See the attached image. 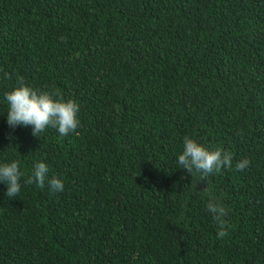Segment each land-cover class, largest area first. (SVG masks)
Segmentation results:
<instances>
[{
    "label": "trees",
    "instance_id": "obj_1",
    "mask_svg": "<svg viewBox=\"0 0 264 264\" xmlns=\"http://www.w3.org/2000/svg\"><path fill=\"white\" fill-rule=\"evenodd\" d=\"M17 77L75 100L76 131L10 128ZM186 136L232 167L191 176ZM13 160L0 264H264V0H0V164ZM38 162L62 192L24 182Z\"/></svg>",
    "mask_w": 264,
    "mask_h": 264
},
{
    "label": "clouds",
    "instance_id": "obj_2",
    "mask_svg": "<svg viewBox=\"0 0 264 264\" xmlns=\"http://www.w3.org/2000/svg\"><path fill=\"white\" fill-rule=\"evenodd\" d=\"M4 78L11 79V76L5 73ZM57 97H59V93L35 90L25 84L22 77H17V86L5 93L8 105L6 112L8 126L12 129L17 126H31V134L34 137H39V134L49 127L57 129L61 136L75 132L80 126L78 103L72 99L64 100L63 97ZM232 159L231 152L220 148L209 149L186 136L177 163L191 176L198 174L201 181H207L210 175L221 172L223 168H231ZM249 163L247 159H244L237 162L235 167L243 171ZM48 171V166L45 163L38 162L24 182L26 184L34 183L43 189L47 181L51 192H62L64 190L62 180L55 176L49 178ZM23 175L17 160L0 164V182L7 186V197L14 198L19 193ZM204 191H208L206 186ZM206 207L218 224V238L223 239L228 235L229 225L225 220L227 209L215 197L208 201Z\"/></svg>",
    "mask_w": 264,
    "mask_h": 264
}]
</instances>
